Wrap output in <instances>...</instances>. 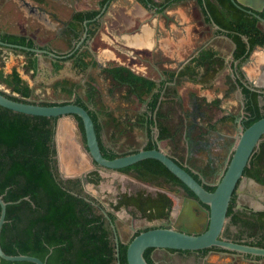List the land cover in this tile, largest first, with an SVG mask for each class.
<instances>
[{
    "label": "flooded vegetation",
    "instance_id": "obj_1",
    "mask_svg": "<svg viewBox=\"0 0 264 264\" xmlns=\"http://www.w3.org/2000/svg\"><path fill=\"white\" fill-rule=\"evenodd\" d=\"M14 1L17 3L16 6H18L19 8H23V10L25 8V10H27L28 12L36 15V17L34 16L32 18L34 24H30L29 26H27V30L30 35L25 37L28 39V41H31L33 43L32 47H27L48 52L38 53L24 50L25 52H30V55H28L23 51H15L17 48L0 46V52H2L0 53V59L2 63L9 60V51L13 53L17 52L24 56L23 62L20 64V67H15L9 74H6L3 70V67L5 66L4 65L0 69V72L5 76H9L13 74V72H17L23 82L30 87L31 85L29 81L22 75H20L18 71V68H22L25 74H28L34 86L30 87L32 90V95L30 96V98H28L29 101H33L35 103L48 101L51 103H57L56 105H64L69 103L77 104L75 101L77 97H80L87 103L88 109L91 110L94 114H97L92 109H90L91 105L97 100V96L93 102H89L87 99V91L89 90L88 87L90 85H94L96 88V92L98 93L99 86H97L94 78L98 77L103 79L104 75H107V71L111 70L112 68H126L138 76L155 81L158 86L165 82L166 85L172 86L177 90L178 94L176 96V100L180 103L181 106V109L177 108V110L179 115L183 116L185 122L183 144L186 147V153L185 160L181 161V166L186 170L191 171V173L196 174L202 180V182L200 183H202L203 186L204 184H207L212 187H217V184L221 179V174L225 173L228 168L229 162L234 153L233 146L238 140L241 129H246L244 127V96L243 94L242 96L240 95L241 89L239 87L232 88V82L230 87L228 88V92L230 94L233 92L235 97L236 93L237 97L234 101L230 102L231 105L230 110L228 109V115H224V110L221 108V99L215 98L213 100L207 101V97L198 96L199 93L194 91L195 88L201 89V87H206L207 82L211 81L215 76L226 74H231L232 76V74H234V69L232 67L234 61V46L236 48V45L231 41V39L227 37V35H225V29H222L221 27L220 29H217L216 27H214L213 23H215V21L213 20L209 11L207 14L204 12V9L199 0H137L139 2V5L143 8L144 16L139 17L137 15L136 18L134 17L131 20L129 15L124 13L119 15L121 20L116 21L115 24L122 26L126 24L128 28H124L123 31L132 29L133 34L138 37L134 41L131 40L130 42H128L127 40L125 41V37H127V35H124V33L117 35L112 34L115 36V38L114 36L112 37V39L109 38L112 41V44H110V49H114V53L117 56L115 57V62L117 63V65L111 68H109V66H106L105 63L103 66L101 63H99V54L102 50L106 49L108 45L106 42L103 43L101 40L97 41L96 33L100 32V28L103 31L105 30L103 29V25L107 20V15L109 10L111 9V3L113 0H91L85 6L83 5V2H81V0ZM204 2H206V0H204ZM211 2L214 3V0H211ZM205 5L207 8V4ZM182 6L186 7L189 10L193 7H196V9L199 10L198 12L201 11V19L199 23L200 26L198 25L196 27V29L200 30L197 31L198 35H196L193 28V35L191 39L188 38L187 32L183 31L182 25L184 24L183 22L181 23L179 14H177L176 12L177 8H181ZM189 6L191 8H188ZM82 7H84V9H82ZM244 7L246 9L252 10L250 8H247L246 6ZM60 8L72 11L70 20H64L58 15V13H56V11ZM256 12L258 15L264 18V6L262 11ZM77 13H85L87 18L84 20V22L74 20V15ZM87 14H93L94 16L90 18L87 16ZM251 16L254 17L253 15ZM134 21L135 24L138 25H131V22ZM85 22H87V24H85ZM114 22L115 21L112 22L113 24H111L110 22L109 26H113ZM47 24L50 28V32L48 33L45 32V30H42V28L46 27ZM90 24L94 25L92 26L93 28L90 27ZM261 24L264 25V22H260L258 20L257 25L259 28ZM150 28L151 30H149ZM86 29L87 35L85 36ZM217 32L219 35L217 34ZM204 33L206 34V36L201 37ZM148 34L149 36L146 37ZM222 36L230 39V41L233 43V49L230 56H226L222 53V50L220 48H217L215 46L214 42L216 40L227 42L219 38ZM115 39L117 42L115 41ZM118 41L120 43H118ZM139 41H145L146 45H141ZM51 53L55 54V56H52ZM156 53H160L161 57L154 60ZM205 58L207 60H205ZM214 58H218L220 63L217 66V73L212 76V71H214L213 69L216 67V65H213L214 68H211V70H209L204 67H200L199 64L201 62H207L210 65L214 61ZM30 59L35 60L36 62V67L34 69H27V65H29ZM139 60L144 61L149 66L148 71H145V76L140 74L141 71H138L136 73L133 71L138 70L135 68L137 66H134L133 63L140 62ZM133 66L135 69L133 68ZM69 69H71L72 71L77 70L78 74H85V77H82L83 79H77L69 75V73L67 72V70ZM189 69H195L197 72L194 77L191 76L192 78L189 75L183 76L184 72L188 71ZM88 73H90L91 75ZM173 75H175L176 79L174 81H170L169 79ZM183 84H188L192 87H188V90L192 91H190V93H187V96H182L179 93V88ZM227 84L229 85L230 82H228ZM0 86L2 92L11 94V91H8L9 87L4 82H0ZM122 86L127 87V85ZM37 88H41L42 91L36 92L35 90ZM126 89H129V87ZM83 90L84 94L82 93ZM44 96H48L49 100H45L43 98ZM238 96L241 98L240 100ZM138 99L141 100L139 97ZM202 100H205L209 103L215 100H217L218 102L216 103V106L214 105L215 107H211L208 109L203 106ZM238 104H240V111L242 112H236V109L234 107ZM140 113L142 114V111ZM146 113H143L141 116L146 117ZM148 115H150V113H148ZM97 116L99 120L100 115L97 114ZM58 120L59 118L57 119V123ZM76 125L78 128V122ZM78 130L80 131L79 128ZM157 130V128L154 129L156 137H158L159 135V130L158 135ZM222 130H225V133H222ZM65 136H73V141L71 138H68L65 141L63 140V144L61 143V145L64 146L62 152L64 153L66 161H68L70 158L73 159L74 157H76V152H74L73 155V151L74 149H78L76 143L78 144L79 140L77 137H75L76 135L72 133L65 132ZM158 141L163 142L165 140ZM158 141L157 145L159 146ZM166 141L169 144V141L167 139ZM263 142L264 135L262 136L260 145ZM147 143L148 137L146 143L143 144L141 149H144ZM81 146L84 148V150H87L84 141L83 145ZM259 149L260 146L255 151V153ZM254 154L252 155L251 160L253 159ZM91 162L97 167L94 168V174L93 172L87 174L89 183L99 185V183L103 180L102 177H104L105 175V168H99L97 164H95L93 161ZM250 162L247 167L250 166ZM117 171L121 172L119 170ZM121 174H125L129 177L132 176L138 182L148 186V188L153 186H160L162 188L171 185L175 190H173V192L180 194L184 191V196H182L183 204L179 205V207L176 209L174 200L169 195V190L166 189L167 191H163V189L165 188H162L161 190L152 192L150 190H153V187L149 188L150 190L139 188L133 192H122L117 196V201L115 203H111L112 206H115L122 195L126 193L129 195L137 193L144 194L146 196H151L156 199L159 198L161 200L166 199V197L168 196L173 201L172 209L170 211L168 219L156 221H165L171 227L193 231L189 228H180L174 226L172 217L174 216L175 218L176 215L180 214V212L182 211V213L186 212L187 214H189L192 222L195 223L196 227L201 229L200 231H197L196 229L194 231L201 233L208 228L207 212L209 210V206L202 203L199 199L191 197L183 188L182 191L175 189V187L181 188L180 185L169 182L165 178H158L156 180H153L152 182H145L138 180L131 173L121 172ZM73 177L74 176H70L69 178ZM249 183H252V186L249 185ZM250 186L251 188H249ZM170 189H172V187H170ZM86 192L88 193V191ZM94 198L100 206L104 207L105 204L100 199H98L97 197ZM121 208L124 207L121 206L119 209H114L115 211H118ZM230 208L232 209V212L231 214H228V212L231 211ZM111 210L113 213H115L112 208ZM228 212V221L226 222L221 233V238L241 244L263 247L259 246L258 243L264 245V226H262V223L259 222L262 218H264V185L256 182L254 179L244 175L243 173V177L237 184V187L230 200ZM193 213L195 215H193ZM115 216L117 217L116 213ZM176 219H179V222L183 221L181 217ZM191 220L189 221L191 222ZM204 222L205 224H203ZM256 225H259V229L255 230L254 228L256 227ZM232 228L236 229L237 231L234 232ZM139 230L141 229L133 231L127 242H124L121 239L122 242L129 243L135 232ZM207 249V251L206 249H203L199 251L188 252L178 250L172 252L168 249H154V251L152 252V258L154 263L158 264V260L156 261V258H161L164 253L172 255L175 253L190 254L193 252L198 255V258H201L202 264H261V262L264 261V257L239 254L221 248L215 249L214 247H210ZM154 253L156 254L154 255ZM212 254H217L219 256L216 261L210 262L208 261V259L210 258V256H212ZM219 258L222 260L220 261ZM161 260H163V257L160 259V261Z\"/></svg>",
    "mask_w": 264,
    "mask_h": 264
},
{
    "label": "trees",
    "instance_id": "obj_2",
    "mask_svg": "<svg viewBox=\"0 0 264 264\" xmlns=\"http://www.w3.org/2000/svg\"><path fill=\"white\" fill-rule=\"evenodd\" d=\"M199 2L204 12L206 14L210 12L215 23L226 30L225 35L236 45L233 52L232 88L239 87L244 96V127L248 128L264 117V89L252 86L242 71V65L257 46L264 48V31L258 27L257 18L239 9L232 0H214V3L211 0L206 2L199 0ZM87 16L92 18L94 15L87 14ZM86 18L85 13L74 15L75 21L84 22ZM0 39L11 44L33 46V43L25 36L0 34ZM15 51L25 52L22 49ZM25 53L30 55V52ZM219 63L218 58H214L210 65L207 62H201L199 66L211 70L214 68L213 65H216L212 71L213 76L218 71ZM35 67V60L30 59L27 69ZM196 74L195 69H189L183 76L194 77ZM107 76L116 84L127 85L130 96L136 95L140 99L144 96L150 98L146 117L135 119L137 124L141 123L146 127L148 143L144 149H154L158 146V140L167 139L173 150V159L182 165L181 161L185 160L186 153V147L183 144L185 122L183 116L177 113V108L181 109L180 103L176 100L177 90L166 85L165 82L158 86L155 81L138 76L126 68H112L107 71ZM175 79L173 75L169 80ZM0 82H4L11 89V94L0 91L8 98L19 102L35 103L28 100L32 90L17 72L9 76L0 72ZM88 89L87 99L93 102L98 93L94 85H90ZM75 102L89 110L84 99L77 97ZM202 102L203 106L209 109L215 107L218 101L209 103L202 100ZM39 104L52 106L57 103L43 101ZM89 112L95 123L101 151L107 159L138 152L134 150L128 153H117L108 148L102 141V129L97 115L91 110ZM57 119L28 115L0 106V195L8 203L6 221L1 232L2 249L9 255L35 256L43 261L46 260L47 264H117L114 233L110 222L101 210L102 206L84 190L80 177L64 179L61 175L56 144ZM76 120L87 148L83 121L78 116ZM155 128L159 130L158 137L155 136ZM93 162L96 164L95 161ZM119 171L131 173L138 180L145 182L165 178L169 182L180 185L191 197L198 199L191 189L156 159H145ZM187 171L202 182L196 174ZM244 175L264 185V142L254 154ZM204 186L211 192L216 189L207 184ZM172 205L173 201L168 196L161 200L144 194L126 193L113 207L119 209L122 206L133 216L156 221L168 219ZM230 210L228 214H231L232 209ZM108 213L113 222H117L115 213L112 211ZM259 222L264 226V218ZM151 228L155 227L136 231L131 240L142 231ZM254 229H259V225H256ZM128 245L129 243L120 242L121 264H128ZM258 245L264 247L261 243ZM153 251V248H149L145 252V258L149 264H155L152 258ZM0 264L36 263L9 261L0 257Z\"/></svg>",
    "mask_w": 264,
    "mask_h": 264
},
{
    "label": "water",
    "instance_id": "obj_3",
    "mask_svg": "<svg viewBox=\"0 0 264 264\" xmlns=\"http://www.w3.org/2000/svg\"><path fill=\"white\" fill-rule=\"evenodd\" d=\"M122 1L123 0H113L111 6L118 5L121 7ZM125 1L130 4L129 0ZM130 1L134 4L139 5V2L137 0ZM232 2L238 8L256 17L260 22H264V18L257 14L255 8H253L252 10L246 9L239 2V0H232ZM85 24H87V22H85ZM213 25L217 29H220V27L216 23H213ZM86 35L87 29L85 32V36ZM0 46L17 48L38 53H48L44 50L6 43L1 40ZM51 55L55 56V54L53 53H51ZM232 76H234V74H232ZM251 84L253 87H256L253 83ZM240 95L242 96V91H240ZM0 106L13 110L15 112H20L28 115L59 118L57 123L56 144L58 150L60 172L64 179L69 178L70 176L66 174L61 166V157L58 147L59 122L61 120V117L69 116L75 119V122L77 123L76 116H78L82 119L85 129L87 150H85L84 152L86 155H88L91 161L96 162L99 168L102 167L105 169L117 171L145 159H156L162 162L176 177H178L189 189H191L202 203L209 206V210L207 212L208 228L201 233L186 229H177L169 226V224L165 221H163L162 224L158 227L151 228L139 233L129 242L127 249L128 264H149L145 258V252L149 248L168 250L173 249L178 251H199L210 247H218L239 254L264 257V247L241 244L221 238V233L226 222L228 221L227 212L232 195L237 187V184L243 177L244 170L248 166L252 155L259 148L262 136L264 135V117L254 122L250 127L241 129L238 140L233 146L234 153L229 162L228 168L225 173L221 174V179L217 184L216 189L211 192L205 189L203 184L196 180L184 167L179 165L168 151L161 148V141H158L159 146L154 149H141L133 154L120 156L114 159H107L101 151L93 118L89 111L80 105L69 103L64 105L45 106L39 103H25L8 98L0 92ZM74 177H80L82 179L84 188L87 191L86 186L89 183L87 174H78ZM93 204L98 205L94 202ZM0 205V257L9 261H28L36 264H47L46 260L43 261L35 256L25 254L9 255L3 251L1 246V232L6 221L8 203L1 195ZM101 210L111 224L116 243V257L118 259L117 264H121L119 245L122 240L119 234L117 222H113V220L109 216L108 211L112 210L109 209L108 206L104 205L103 208L101 207ZM133 230L135 231V228H133Z\"/></svg>",
    "mask_w": 264,
    "mask_h": 264
},
{
    "label": "crops",
    "instance_id": "obj_4",
    "mask_svg": "<svg viewBox=\"0 0 264 264\" xmlns=\"http://www.w3.org/2000/svg\"><path fill=\"white\" fill-rule=\"evenodd\" d=\"M12 1L14 2V0H4L3 3H0V34H2V35L3 34H11V35H18V36H29L30 34L28 33V30H27L28 27L27 26H29L30 24L33 25V23L29 21V19L33 18L34 16L36 17V15L32 14L31 12H28L27 10H25V8L23 10V8H19L18 6L13 5ZM90 1L91 0H81V2H83L84 6L87 3H89ZM129 2H130V4H128L125 0H123L121 2V4H122L121 7L118 5L117 6H111V9L109 10L108 15H107V20L105 21V24L103 25V29H105V30L103 31L100 28V32L96 33L97 41L101 40L103 43L106 42L108 45V47L106 49H104V50L101 49L102 51L98 57L99 63H101L102 66L104 65V63L106 64V66H109V68L117 65V63L115 62V59H116L115 57H117V56L114 53V49H112V48L110 49V44H112V41L110 39H112V37L114 35L124 33V35H127V37H125V41L127 40L128 42H130L131 40L134 41L138 37L135 34H133L132 29H129L127 31H123L124 28H128L126 24L124 26L115 24L116 21L121 20L119 15L124 14V13L128 14L131 20L134 17L136 18L137 15L139 17L144 16L143 8L140 5L134 4L130 0H129ZM239 2L242 5L246 6L247 8H250V9L255 8L256 11H258V12L262 11L263 6H264V0H239ZM82 9H84V7H82ZM198 11L199 10L196 9V7H193L191 10H189L183 6L181 8H177V10H176L177 14H179L181 23L183 22V24H184V25H182L183 31L187 32L189 39H191L192 35H193L192 32H193V28H194V21L200 22V19H201L200 18L201 17V15H200L201 11L200 12H198ZM56 13H58V15L60 17H62L64 20H67V21L70 20V18L72 16V11L64 10L62 8L57 10ZM113 21H115L114 25L109 26L110 22H111V24H113L112 23ZM90 25L89 26L91 28H93L92 26H94V25L93 24H90ZM131 25H138V24H135V21H134V22H131ZM145 25H147V24H145ZM260 28L264 31V25L261 24ZM42 30H45V32H47V33L50 32V28L48 27V24L46 25V27H43ZM149 30H151V28ZM102 33H103V36H102ZM112 34H114V35H112ZM217 34H218V32H217ZM148 36H149V34L146 37H148ZM114 38H115V36H114ZM219 38L223 39L225 41L230 40V39L225 38L224 36L219 37ZM147 40H149V39H147ZM115 41H116V39H115ZM139 42L141 45H146L145 41L144 42L139 41ZM118 43H120V42L118 41ZM103 48H105V47H103ZM0 53H2V52H0ZM8 56H10V58H8L9 60H7V62L5 61L6 63L5 62L2 63L1 59H0V69L5 65L3 67V70L5 71L6 74H9L13 68L20 67V64L23 62V59H24V56L21 55L20 53H17V52L13 53V52L9 51ZM139 61L140 62L133 63L134 66H137L135 68L138 69V70H133V71L135 73L138 71H141L140 74L145 76L146 75L145 71L146 70L148 71L149 66L144 61H142V60H139ZM42 62H44V61H42ZM134 66H133V68H134ZM18 71H19L20 75H22L24 78H26L29 81V83L31 85L30 87H32L33 83L31 81L30 77L28 76V74H25V72L22 68H20V69L18 68ZM242 71L245 74L247 80L250 83H253L256 86V88L264 89V48L263 47L257 46L253 50L250 57L243 63ZM67 72L69 73V75H71L77 79L85 77V74H78L77 70L72 71L71 69H69V70H67ZM88 74H90V73H88ZM86 76H87V74H86ZM231 81L234 83V76H231V74H228V75L226 74L224 76H215L211 81L207 82L206 87L202 88L200 86L201 89L195 88L194 91L199 93L198 96L207 97V101L213 100L215 98L221 99V108L224 110V113H225L224 115H226V114L228 115V111L230 110V105H228V103L234 101L235 98L237 97L236 93H235V95H236V97H235L233 93L230 94L228 92L229 91L228 88L231 85ZM228 82H230L229 85L227 84ZM100 84H101V86H103V84H106V86H107L109 84V82H105V80H102V78H101ZM109 85L110 86L116 85L118 87H122L121 84H118V83L116 84L115 82H112V81L110 82ZM125 88H128V86ZM179 89H180L179 93L182 96H187V93H190V91H192V90H188L184 86V84L181 85V87ZM8 91L10 92L11 89L9 88ZM35 91L40 92L42 90H41V88H37ZM82 93L84 94V90L82 91ZM122 95L123 96L126 95L129 103L132 102L131 104L135 105V108L133 107L132 108L133 110L131 109L132 111H138L135 115L128 116L127 114H124V113L118 114V113L112 112L113 109L116 108L114 106L115 99L113 102L112 98H110L107 95V90L103 91L102 96L111 105H107V103L104 101H102V104H101L100 102H98V100H96L95 103H93L91 105L90 109H92L94 112H96L97 114L100 115L99 116V123H100L101 129H102L101 138H102V141L104 142V144L108 148L116 151L117 153H128V152H132L134 150H140L142 148L143 144H145L147 141V132H146L145 125H142L141 123L137 124L135 119L136 118H142L143 116H141V115L143 113L147 112L148 102H149L150 98L144 96V97H142L141 100H139L136 95L130 96L129 89H125V92H123ZM225 95H226V97H225ZM17 96H19V95H17ZM136 104H138V107H136ZM141 111H142V114L140 113ZM126 116L129 117L128 124L133 126V129L135 130V134L138 133V132H136V130H138V129L139 130L141 129L142 131L144 130L145 131V133H144L145 138L144 139L141 138V139L137 140V141H140V140L142 141L141 145L138 148L129 147V144H128L124 148V150H117L118 144L121 145L126 140V137L123 134L124 131L120 130L121 129L120 126L125 125L126 127H129L124 122L125 120L123 121V118H125ZM76 124L77 123L75 122V119H73L72 117H69V116H65V117L61 118V120L59 122L58 147H59L60 157L62 155L61 151L64 149L63 148L64 146L61 145V143L63 144V140L65 141L68 138H71L73 141V136L66 137L65 132L66 133L74 132V127L76 126ZM65 125H66L67 129H66ZM107 128L108 129L110 128V134H109V132L107 133V131H106ZM222 133H225V130H222ZM75 137H77V136H75ZM76 145H77L78 149L77 150L74 149L73 155H74L75 151H77L79 153L80 150L83 148L82 146L81 147L79 146V143L78 144L76 143ZM156 250H158V249H156ZM153 257H154V255H153Z\"/></svg>",
    "mask_w": 264,
    "mask_h": 264
},
{
    "label": "rangeland",
    "instance_id": "obj_5",
    "mask_svg": "<svg viewBox=\"0 0 264 264\" xmlns=\"http://www.w3.org/2000/svg\"><path fill=\"white\" fill-rule=\"evenodd\" d=\"M3 1L4 0H0V3H3ZM13 5H17V3L14 1ZM188 8H191V7L189 6ZM29 21L34 24V22L32 21V18H30ZM199 23L200 22L194 21V30H195L196 35H198L197 31L200 30V29H196V27L199 25ZM205 36H206V34L204 33L201 37H205ZM195 37H197V36H195ZM214 43H215V46L217 48H220L222 50L223 54H225L226 56L231 55V51L233 49V43L230 40L227 42H222V41L216 40ZM160 57H161V54L156 53L154 60L158 59ZM220 74H218V75H220ZM221 76H224V75H221ZM103 79L105 80V82H109V84H110L111 79L107 75H104ZM94 80H95L97 86H99V91L97 94L98 102H100L102 104V101H104L107 103V105H111L102 96L103 91L107 90V95L110 98H112L113 102L115 99L114 106L116 108L113 109L112 112H115L118 114L124 113V114H127L128 116H133L138 112V111H132L133 110L132 108L133 107L135 108V105H132L131 103H129L126 95H124V96L122 95L126 89L124 86H122V87H118L116 85L110 86L109 84L107 86H106V84H103V86H101V84H100L101 78L97 77V78H94ZM187 85L188 84H184V86L187 89H188V87L192 88L190 85H188V86ZM2 88H3V86H2ZM4 88H6V87H4ZM43 98L45 100H49L48 96H44ZM240 99L241 98L239 97V100ZM228 105H231V103H228ZM136 107H138V104H136ZM234 108L236 109V112L240 111V104L235 105ZM187 109H189V108H187ZM240 112H242V111H240ZM174 117H177V116L174 115ZM128 119H129V117L126 116L125 118H123V121L125 120L124 122L129 127H126L125 125L120 126V128H121L120 130L124 131L123 134L125 135L126 140L121 145L118 144L117 150H124V148L128 144H129V147L138 148L141 145L142 141L141 140L137 141V140H139L141 138L142 139L145 138V136H144L145 131L144 130L142 131L141 129L140 130L138 129V130H136V132H138V133L135 134V130L133 129V126L128 124ZM66 129H67V127H66ZM106 131H107V133L109 132V134H110V128L109 129L107 128ZM72 133L77 136V138L79 140V146L81 147V145H83V139H82V135H81L80 131L78 130L77 126L74 127V132H72ZM160 146L163 150L168 151L173 156V150L166 140L161 142ZM75 152H76V157H74L73 159L70 158L69 159L70 161L68 160L69 162L66 161L64 153L62 152L61 166H62V169L66 172V174L68 176H76L78 174L82 175L84 173L89 174L90 172H93L94 168H96L97 166L91 162L88 155L85 154L84 149L82 148L79 153L77 151H75ZM104 172H105V175H104V177H102L103 180L99 183V185L93 184V183H88L86 188H87V191L89 194L100 199L106 206L109 207V209L112 208L115 211V209L113 208L111 203H115L117 201V196L120 193L125 192V191L133 192L139 188H144V189L150 190L149 188H153V187H154L153 190L152 189L150 190L152 192H155L157 190H161L162 188H165V189H163V191H165L166 189L169 190L170 191L169 195L173 198L174 203L176 205V209L179 207V205L183 204L182 196H184V194H183L184 191H183V193H180V194L173 192L174 187L171 185L165 186L162 188L160 186H153V187L148 188V186L144 185L143 183L138 182L132 176L129 177V176H126L125 174L122 175L121 172L110 170V169H107V170L104 169ZM249 185L252 186V183L251 184L249 183ZM251 186L249 188H251ZM170 187H172V189H170ZM175 189L182 191V187L181 188L175 187ZM115 213L118 217L117 223H118L120 236L124 242H127L129 240V237L131 236V234L134 231L133 228H135V230H138V229H143V228L149 227V226H160L162 224V222H160V221H152L151 222V221H148L144 218H141L140 216H133L125 208H121L118 211L116 210ZM193 215H195V214L193 213ZM180 217L183 219V221H181V222H179V219H176V218H180ZM172 220H173L175 227H180V228L185 227V228L192 229L193 231L195 229L197 231L201 230L200 228L196 227L195 223L192 222L190 215L187 214L186 212L182 213V211H181L180 214L176 215L175 218L173 216ZM189 220H191V222ZM205 222L203 224H205ZM232 230L234 232L237 231L234 228H232ZM155 254L156 253H154V255ZM218 256L219 255H217V254H212V256H210L208 261H210V262L216 261L218 259ZM162 257H163V260L160 261V259ZM162 257L156 258V261L158 260V264H202L201 258H198V255L193 253V252L190 254L175 253L172 255H168V254L164 253ZM219 260L221 261L222 259L219 258ZM162 261H164V262H162ZM261 264H264V261L261 262Z\"/></svg>",
    "mask_w": 264,
    "mask_h": 264
}]
</instances>
